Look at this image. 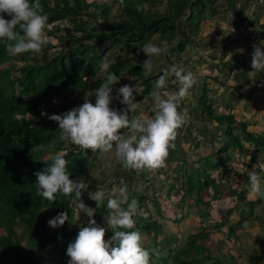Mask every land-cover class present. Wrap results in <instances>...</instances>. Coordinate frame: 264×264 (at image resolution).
<instances>
[{
  "label": "trees",
  "instance_id": "trees-1",
  "mask_svg": "<svg viewBox=\"0 0 264 264\" xmlns=\"http://www.w3.org/2000/svg\"><path fill=\"white\" fill-rule=\"evenodd\" d=\"M116 1L118 3V0ZM154 1L125 0L126 7H120L119 16L112 18L109 7L105 4L99 5L95 1L89 3L87 0H41L44 12L49 16V23L54 24L55 27L54 32L50 31L48 35L63 42V45L61 46L59 43V46L53 47L56 49L54 53L49 51L52 47L49 44L48 47H44L40 55L24 53L12 58L6 53L4 45L0 43L1 264H68L70 258L66 255V250L69 242L74 241L79 231V228L72 230L77 227L78 223L76 220L78 209L74 202V194L72 197H66L62 193L57 194V199L50 204L37 196L36 176L34 175L49 167L52 164L51 157L60 150L68 153L66 159L68 160L67 168L70 179L82 180L90 191L97 190V187L111 191L126 184L130 199H136L139 202V208L144 210L146 203L143 201L148 199L145 191L142 190L144 187L141 185L136 188L134 185L135 175L140 171L131 170L134 175L128 174L129 170H125L123 174L118 169L117 172L112 171L115 173L108 171L109 175L102 178V182L92 183L96 175L94 172L103 166L99 161V157L103 159L99 152L87 150L85 156L76 146L66 145L63 142L57 143L54 148L44 152L36 151L35 146L40 143L47 145L59 135L58 123L41 115L42 112L47 113L48 116L60 115L80 106L85 99L95 103V89L103 83L104 77V74L100 75V64L107 52H114L115 49L120 48L124 51L123 58L117 59L116 57L114 62L111 61L109 71L118 76L122 75L121 79L125 75L128 77V81L124 79L125 81L116 84L118 86H114V89L125 84H130L133 88L138 84L141 91L135 90L134 95H136L139 104H145L148 96L153 93L155 81L158 80L162 72L155 71L146 77L141 65L147 56L139 50L158 34L160 41L156 45L160 46L164 41L170 45L178 37H183V41L178 44L179 50L183 51L190 38L189 35L197 34L200 31L201 21L218 15L214 2L221 0H167V11L162 15L153 13L151 10L148 12L142 10L144 5L153 4ZM138 5L141 9L138 8ZM90 8H93L92 13L89 12ZM207 8L209 14L205 12ZM85 16L88 17V20L81 24L83 22L81 18ZM4 18L11 19L6 14ZM98 18H103V23H99ZM182 19H184L183 29L179 23ZM64 21H67L71 27L65 26L62 29L59 24L55 23ZM60 32H64L65 35L59 36ZM262 36L264 38V32ZM224 46L226 49L230 48L228 45L224 44ZM8 58H12L15 62L10 63L8 67H3L6 61H11ZM152 59L159 68L162 67L163 63L159 57H152ZM217 65L219 64H215L211 71L203 75L204 89L203 93H200L199 107L197 108L202 124L197 129L200 131L198 133L206 137L210 130L214 129L216 138L212 139L208 136L211 144L209 150L206 148L208 144L203 142L202 146H198L201 148L194 154L183 153V156L180 157L182 160L178 164V166L180 165V175L172 170L174 166L170 164L172 166H169L168 169L171 172L170 178H166L167 193L168 195L174 194L171 197L180 206L184 203L183 207L187 205L189 208L192 205H188L195 203L200 208L199 215L203 218L210 216L209 213L213 207H218L219 211L223 213L226 209L224 202L227 198H231L227 210L235 213L238 202H242L244 205L251 206V209L244 208L241 215L251 219L253 208L260 205L263 200L256 197L249 201L246 200L245 194L242 197L238 190L232 188L230 176L239 171L240 167L258 164L254 157L252 163L246 166L244 160L247 158L245 142L249 143L257 154L263 156L261 162H264V134L250 131L249 124L238 118L232 108L227 110L228 113H226L227 111L218 113L214 108L213 100L211 102L208 100L209 89L215 88L217 84L224 85L235 71H239L244 78L243 85L245 82L249 83L251 80L246 76L251 69L250 67L246 69V62L241 61L238 55L232 60L224 61L222 63L224 69H217ZM257 74L258 81H264L262 77L264 72ZM209 77H214L215 80L218 78L217 84L213 85V83L209 86L207 81ZM200 79L202 78L200 77ZM196 87L199 86L195 84L192 89H196ZM168 89L175 91L176 86L169 84ZM115 94L114 91L113 95L115 96ZM225 103L229 105L234 102L227 98ZM182 105L183 102L179 106V111L183 114ZM110 106L117 109L125 107L115 100ZM150 108L151 111H149ZM28 113H31L35 119L31 120ZM144 114L147 117L154 115L151 103ZM179 136L178 132L176 144H178ZM230 151L238 154L235 161L233 154H228ZM212 153L214 158L210 157ZM47 154L48 159L45 158ZM118 166L122 167L119 164L116 167ZM221 167L224 172L219 174L222 181H218L215 176H212V173ZM194 169L200 171L199 178L194 184L190 183L191 181L189 184L186 180L180 181L181 177L184 179L185 175H190ZM256 171L259 172V169L257 168ZM243 175L248 176L247 173ZM260 175L264 177V173H260ZM148 177L150 176L148 175ZM151 178L147 180V183H150ZM164 187L162 186L161 189ZM146 189L149 190V187L147 186ZM182 195L185 202L180 200ZM82 199L87 206L96 208V203L88 198L87 191L83 193ZM209 204H211L210 207H208ZM44 210L49 213L48 220L44 218ZM60 212H67L69 221L56 230L49 226L48 221ZM156 212V218L150 212L134 217L136 227L133 230H139L142 233L146 245L147 236L149 237L150 233L153 235L151 241L155 250L147 249L144 244L151 254V264H203L208 262L223 264L221 258L213 255L209 243L207 244L209 247L201 243L210 238L209 229L194 232L189 239V243L193 246L178 247L172 257V263H170L169 258L166 257V248L168 251L171 250V240L166 238L162 224L163 221L166 223V219L163 220V218H166L167 215L164 214V208L160 207L157 201ZM107 214L108 209L105 203L96 210L94 219L98 225L106 228V236L110 238L113 232L107 228L104 219ZM181 217H184L183 213H181ZM83 218L87 219L88 217L82 213L80 219ZM258 221L264 225L263 218H259ZM68 225H71L72 228L67 229ZM218 225L221 226L223 223ZM244 225L245 222L240 221L237 229L242 230ZM85 226H87V221ZM229 235L236 236L234 227L229 229ZM159 237H162V240L159 241ZM25 240L28 252L22 248V243ZM166 240L169 243H166ZM173 241L176 242V238ZM56 243H59L61 248L57 255L50 256V247ZM227 259H230L229 264H237L233 255H230L229 258L227 256ZM239 264H264V255L260 254L258 259L251 258V261Z\"/></svg>",
  "mask_w": 264,
  "mask_h": 264
},
{
  "label": "clouds",
  "instance_id": "clouds-1",
  "mask_svg": "<svg viewBox=\"0 0 264 264\" xmlns=\"http://www.w3.org/2000/svg\"><path fill=\"white\" fill-rule=\"evenodd\" d=\"M104 2L109 6L112 4V0ZM118 4L126 7L125 0H118ZM5 14L11 19H5ZM55 23L62 29L65 26L71 27L67 21ZM53 27L54 24L49 23V16L44 12L41 0H0V43L4 45L9 56L42 54L44 47L49 44L48 33ZM234 31L233 28L230 32L224 31V35ZM58 35L63 36L65 33L60 32ZM253 48L251 68L257 73L264 72V47L256 44ZM139 51L148 57L141 65L146 77L155 71L162 72L152 93L155 101L153 116L134 115L139 109L135 90L130 84L114 89L121 76L109 71L112 62L105 59L100 64L104 77L103 83L95 89V103L85 99L80 106L60 115L48 116L42 112L41 115L58 123L59 135L47 145L37 144L35 150L44 152L63 142L76 146L85 156L87 150L99 152L101 156H107L109 160L121 165L124 170L155 172L165 168L170 150L176 148L178 130L187 123L184 116L187 109H183L182 114L178 110L179 106L190 95V90L197 81L195 75L191 71H185L183 67L173 65L159 68L153 62L152 57L166 56L171 51L167 43L162 46L147 43ZM239 51L243 54L244 50ZM169 84L175 85L176 90L169 91ZM113 100L119 101L125 107H111ZM28 117L35 119L31 113H28ZM67 155L63 150L56 152L51 157L52 164L34 175L37 196L51 204L57 199V194L62 193L66 197L74 194L78 209L76 219L80 220L81 213L88 217L87 226L81 224L74 241L68 244V264H151V254L144 247L142 233L133 230L136 227L134 217L143 215V211H149H142L139 202L134 198L130 199L126 184L111 191L99 187L90 191L82 180L70 179ZM257 168L259 172L256 171ZM260 173H264V162L259 160L253 170L248 172V182L253 196L264 200V177ZM85 191L88 192V198L96 203V208L85 204L82 199ZM105 203L108 214L104 219L107 228L113 232L109 239H105L106 228L98 225L94 219L96 210ZM146 206L149 205L146 203ZM66 221H69L68 213L60 212L48 224L55 229L63 226ZM244 226L246 228L247 223Z\"/></svg>",
  "mask_w": 264,
  "mask_h": 264
},
{
  "label": "rangeland",
  "instance_id": "rangeland-1",
  "mask_svg": "<svg viewBox=\"0 0 264 264\" xmlns=\"http://www.w3.org/2000/svg\"><path fill=\"white\" fill-rule=\"evenodd\" d=\"M87 1L89 3L95 1L99 5L105 4L104 0ZM214 4L217 7L218 15L214 16L213 18L208 17L207 19L202 20L199 25L200 31L197 34L192 33L193 35H189L187 33L190 38L186 42L183 51H180L178 47L179 42L183 41V37H178L170 45L168 44L171 51L166 56L159 57V60L161 59L163 63L161 68H169L175 65L177 67H183L185 71H191L195 75L197 81L196 85H198L199 87H196V89H191L190 95L186 97V100H184L187 101L186 104L184 103V105L187 106V110H185L184 112L185 118L188 122V125H190L191 129H193L194 127L197 128L198 124L201 122V120H199V111L197 108L199 107L200 93H203L204 89L203 75L211 71V69L214 68L215 64H219L217 65V69H224L222 63L227 60H232L234 57H236V55H238L241 61L246 62V69H249L250 67L251 70H249V72L247 73L248 76H246V78L250 79L251 81L249 83L245 82L243 85L244 78L239 71H235L233 74H231L224 85L217 84L218 78L215 80L214 77H209L207 78L209 86H211L213 83V85H217L215 88L212 87L211 89H209L210 91L208 94V100L209 102L213 100L214 108H216L218 113H225V111L232 108L235 110L238 118L244 120L249 124L250 131L264 134V81H258L257 72L253 71V69L251 68V54L254 51L253 45L259 44L261 47H264V38L262 36V33L264 32V0H221L219 2H214ZM105 5L109 7L110 16L112 18L118 17L121 13L120 6L116 0H112L111 6H109L108 4ZM138 8L141 9L140 5H138ZM166 9L167 0H155L153 4L144 5L142 10H144L145 12L151 10L153 13L162 15L166 13ZM89 12L92 13L93 8H90ZM205 12L206 14H209V9H205ZM81 19L83 21L81 22V24H84V22L88 20V17L85 16ZM183 20L184 19L179 22L182 26L181 29H183L184 26ZM97 21L99 23H103V18H98ZM54 28L55 27H53V29L51 30L52 32H54ZM232 28L235 29V31L225 36L224 31L230 32ZM49 37V44L52 46L49 51L51 53H54L56 49H53V47L59 46V43L62 46L63 42H59L53 36ZM158 37V34L153 36L148 41V43L156 45V43L160 41ZM218 37L224 38L222 40H218ZM164 43L167 42L164 41L163 43H161V45H163ZM224 44L228 45L230 48L226 49ZM48 45L46 47H48ZM240 49L244 50L243 54L240 53ZM115 50L116 51L114 52H107L105 54L104 60L107 59L108 61L114 62L116 57L117 59L124 57V51L121 50V48ZM12 58H8L11 61H6L5 66L3 67H8L10 66V63L15 62ZM147 59L148 57H145V60ZM152 60L154 61V59ZM191 68L196 70L197 73H194V70ZM100 75L102 76V73ZM197 75H199L202 79H200V77L198 78ZM262 77L264 78V74L262 75ZM124 79H127L128 81V77H125L124 75L123 78L120 79L119 83L125 81ZM133 88L134 90L141 91V87L138 84ZM153 91H155V87ZM227 98L234 103H230L229 105L225 103ZM150 103L153 105L154 110L155 101L152 93L148 96L145 104L139 105L140 107L142 105H145V107L147 108ZM184 105H182V108L185 107ZM145 107H142V111L144 113H146ZM138 113L139 109L135 114ZM226 113H228V111ZM209 136L212 139L216 138L214 129L210 131ZM180 146L181 145H178V147ZM245 150L247 154V158H244L246 166L252 163L254 157L256 158L257 162L263 159V156L259 153L257 154L256 150H254V148H252L247 142H245ZM228 154H233L234 161L238 158V154H234L232 153V151H230ZM101 157H103V159L99 157V161L105 167V169L102 166L98 169V171L96 170L94 172V174L96 175L94 176V180L92 181V183L102 182V178L106 177L107 172L112 169L111 162L105 156ZM210 157L214 158L215 156L212 154L210 155ZM45 158H49L48 154L45 155ZM97 164L101 166L98 162ZM166 164L167 166L165 168H161L152 173L154 174V177L156 179H158L159 177L161 180L157 181L161 184L163 182L164 184H162V186H165L160 196V202L157 200L158 204L164 207V214L166 215L170 213L168 209L175 210V216L173 217V219H171L170 217L163 218V220L166 219V221L171 220L173 224L167 222L169 224L168 225L167 223H164V221H161L163 224L164 233L166 234V238H168L169 241L171 240V250L168 251V248H166V257L169 258L170 263H172V257L174 256L175 251L178 250V247L181 248L193 246L189 243L190 236L194 232H200L203 229H209L210 238L201 243H204L206 245L209 243V246L213 251V255L221 258V262L223 264L230 263V259L226 260V257L228 256L229 258L230 255H233L235 257V261L237 264L243 262L247 263L248 261H251V258L258 259L260 257V254L264 255V225L258 221L259 218L264 219V200L260 205L253 208V217L251 219L244 218L243 215H241L244 208L246 210L251 209V206L244 205L242 202H238L235 213L227 210L228 206H230L231 198H227L224 202L226 209L223 213L219 211L218 207H213L212 210H210V216L207 218H203L201 215H199L200 208L195 203H191L190 205H188H192L189 208L187 207V205L183 207L184 203H182L180 206L179 203L173 201L174 198H170L174 194L166 195V192L168 190V186H166V178L171 173L168 170L171 163L167 162ZM178 164L174 166V170H176ZM253 166L254 164H251L249 167H240L239 171L233 173L232 176H230V182L233 185L232 188L238 190L241 196L245 194L244 197L248 201L254 198V196L252 194L251 185L248 182L249 177L244 176L243 174L247 173L248 175V172L253 170ZM114 171L117 172V168L114 169ZM223 172V167H221L219 170L213 171L212 176H215L218 181H222L219 174H222ZM129 173H132V175H134V172L131 170L128 171V174ZM148 174L149 171L147 170L137 173V176L135 175L136 181L134 185L136 188H138L141 184L144 183L142 186L144 187V189L142 190L145 191L148 199L147 201L144 200L143 203H147L149 205H145L144 208L146 209L144 210H148L151 214L157 216L156 201L155 199H152L150 189H146L147 180L150 178L146 177V175ZM199 175L200 171L194 169L190 175L186 174L184 179L183 177H181L180 181L186 180L188 184L191 181L190 183L193 182L194 184V182L198 180ZM184 185L187 186L186 184ZM180 200L185 202L183 195L180 197ZM210 206L211 204H209L208 207ZM181 211L184 215L183 218L181 217ZM143 213H147V211H144ZM43 215L46 220L49 219L48 211L44 210ZM87 220L88 218H83L79 221L77 220V227H74V229L72 230L79 228L81 224H84L85 226ZM242 220H246L245 223H247V227H244L242 230H238V223ZM248 220H250V222ZM192 221H194V223H192ZM221 222L223 223V225H218ZM196 226L198 227L197 229ZM170 227H172L173 229L175 228V230L171 229ZM231 227L235 228L236 236L229 235V229H231ZM68 228H72L71 225H68L67 229ZM55 229L59 230V227ZM149 235V237L147 236V245L146 241H144V244L146 245L147 249L155 250L151 241V239H153V235L151 233ZM175 238L176 242L173 241ZM105 239H109V236H106ZM158 240H162V237H159ZM166 243H169L168 240H166ZM26 246L27 241L25 240L22 243V248L23 250L28 252V248ZM60 248L61 246L59 243L51 246L49 255H57ZM203 264L215 263L208 262Z\"/></svg>",
  "mask_w": 264,
  "mask_h": 264
},
{
  "label": "crops",
  "instance_id": "crops-1",
  "mask_svg": "<svg viewBox=\"0 0 264 264\" xmlns=\"http://www.w3.org/2000/svg\"><path fill=\"white\" fill-rule=\"evenodd\" d=\"M194 73H197L196 71H194ZM198 76V75H197ZM184 100H186V98L184 99ZM184 103L186 104L187 103V101H183V105H184ZM188 105V104H187ZM185 106V105H184ZM142 107H145V105L143 106H141L140 107V105H139V113L138 114H135L134 113V115H137V116H140V115H143V116H145V114H144V112L142 111ZM146 108V107H145ZM155 108V107H154ZM196 108H197V106H196ZM183 109H187V106H185V107H183ZM155 110V109H154ZM154 110H153V113H154ZM149 111H151V110H149ZM185 116V115H184ZM145 117H147V116H145ZM151 117V116H150ZM199 127H201V125L200 124H198V126H197V128H193V129H191V127H190V125H188V122L182 127V128H180L179 130H178V132L180 133V136H179V140H178V144L176 145V148H175V150H170V154H169V157H168V159H167V161L166 162H169V163H171V165H173V166H176V164H178L179 162H180V160H182V159H180V157H182L183 156V153H190V154H194L195 152H197L201 147H198L199 145L200 146H202V143L203 142H205V144H208V147L206 146V148L209 150L210 149V146H211V144H210V141H209V139H208V134L206 135V137H204L203 136V134L201 135L200 133H198V132H200L199 130H197ZM178 145H181L180 147H178ZM185 151V152H184ZM108 160H109V158L107 157V156H105ZM110 162H111V164H112V169L109 171V172H112L114 169H118L122 174L124 173V169L122 168V167H116L117 165H118V163H116V162H114V161H111V160H109ZM170 165V167H172ZM169 166V165H168ZM104 167V166H103ZM169 167V168H170ZM104 169H105V167H104ZM175 169V167H173L172 168V170H174ZM179 166L176 168V170H174L176 173H178L179 174ZM139 173V172H138ZM175 173V174H176ZM109 174H107V176H108ZM150 177H152L151 179V181H150V183H147V186L149 187V189H150V191H151V195H152V199L154 200H158L159 202H160V196H161V193H162V191H163V189H161V187H162V184H164L163 182H162V184L161 183H159L157 180H161L159 177H158V179H156L155 177H154V174L152 173V172H149V174H148ZM148 175H147V177H148ZM170 175V174H169ZM169 175L167 176L168 178H170L169 177ZM156 179V180H155ZM144 184V183H143ZM143 184H141V185H143ZM168 183H166V185H167ZM140 185V186H141ZM150 185H152V186H150ZM154 190V191H153ZM166 195H168V193L166 192ZM171 199H173V197H170ZM151 199V200H152ZM157 201V202H158ZM160 207H163L162 205L160 206ZM168 211L170 212L169 214H166L167 216L166 217H170L171 219H173V217L175 216V210H170V209H168ZM149 213V212H148ZM152 216L154 217V218H156V216H154L153 214H152ZM167 222H169V223H171V224H173V222L171 221V220H168V221H166V223ZM192 223H194V221H192ZM168 224V223H167ZM169 225V224H168ZM187 226V225H186ZM171 229H173L172 227H170ZM173 230H175V228L173 229Z\"/></svg>",
  "mask_w": 264,
  "mask_h": 264
}]
</instances>
